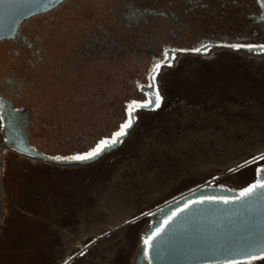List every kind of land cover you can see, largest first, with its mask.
<instances>
[{
  "label": "rangeland",
  "instance_id": "374dc122",
  "mask_svg": "<svg viewBox=\"0 0 264 264\" xmlns=\"http://www.w3.org/2000/svg\"><path fill=\"white\" fill-rule=\"evenodd\" d=\"M114 2L71 0L44 23L28 21L27 37L50 40V57L56 46L67 47L61 29L81 31L87 15L104 16L110 32L101 5ZM190 24L178 33H196ZM123 27L121 39L107 41L120 49L122 65L107 70L105 102L93 101L94 83H55L50 66L24 69L20 55L0 45V82L28 111L31 146L43 155L86 148L116 127L130 99L144 97L137 84L146 88L152 44L166 39L126 38ZM152 28L162 33L163 25ZM175 45L192 49L195 41L182 37ZM158 81L161 107L141 112L122 145L89 166L52 165L3 146L0 264H130L157 206L197 185L238 191L255 178V168L264 166V160L252 162L264 153V53L176 55Z\"/></svg>",
  "mask_w": 264,
  "mask_h": 264
},
{
  "label": "flooded vegetation",
  "instance_id": "af4514ba",
  "mask_svg": "<svg viewBox=\"0 0 264 264\" xmlns=\"http://www.w3.org/2000/svg\"><path fill=\"white\" fill-rule=\"evenodd\" d=\"M69 2L71 0H65L55 9L23 21L14 38L0 41V45L7 44L16 55H20L24 69L36 66L41 69L45 65L50 66L54 73L55 83L61 84L64 80L72 79L78 81L81 78L87 80L88 83H94V87L98 89H93V96L98 98H94L93 101L100 99L105 102L107 70L121 69V51L117 47H108L107 41L108 37L110 39L122 38L123 22L125 23L126 38L166 39L162 45L152 44V58L165 47L180 49L178 45H175V39H182V37L195 41L193 48H199L201 44L207 45V51L264 53L247 49L233 50L225 46L227 43L238 41L253 44L264 43V0H115L113 5L107 9H104V4L101 5L103 13L109 14L110 32L107 31V27L103 23L106 20L104 16L99 18L87 15L81 31L76 32L74 25L70 34L64 27L61 29L60 39H64L66 34L69 36L67 47L63 49L56 46L55 54L49 57L46 52L48 46H52L51 41L45 40L43 35H36L31 41L27 37L30 32L28 21L41 18V23H44L46 16L51 12L59 11L61 6ZM159 23L163 25L162 33L153 31L156 29L152 28L154 24ZM188 23H191V27L196 29V33L186 37L184 34L178 33L177 30L180 25ZM44 36L46 35L44 34ZM170 39L173 41L171 42ZM18 49L20 52H17ZM202 52L206 51L201 50L198 53ZM186 53L196 54L197 52L177 51L175 56ZM25 76L27 75L22 77L27 78ZM8 87L0 82V100L9 103L12 109L24 112L23 115L27 119L26 125L22 126V119L16 120L15 123L18 129L26 133L29 147L35 149L31 146L29 113L25 108H20L13 103L9 97L12 88ZM101 88H103L102 91ZM35 150L37 151V149ZM141 247L140 241L130 264H147L144 255H140Z\"/></svg>",
  "mask_w": 264,
  "mask_h": 264
},
{
  "label": "water",
  "instance_id": "95a60500",
  "mask_svg": "<svg viewBox=\"0 0 264 264\" xmlns=\"http://www.w3.org/2000/svg\"><path fill=\"white\" fill-rule=\"evenodd\" d=\"M64 1L60 0L59 4H53L46 9L45 0H0V41L13 39L23 21L47 13ZM145 91L147 88L143 87V91L140 90V93L144 96ZM0 103L4 104L5 115L7 116V110L12 108L11 105L3 100H0ZM23 114V111H18L15 122L22 119V126H25L27 119ZM133 129L134 127L130 132ZM3 138L4 145L9 150L52 165L85 167L100 159L83 163L57 162L47 159V156L39 151H33L29 147L26 133L18 129L16 123L14 129L5 128ZM17 138L22 141L18 146L14 143ZM121 145L122 143L104 155L116 151ZM237 192L225 186L197 185L190 188L165 201L150 212V223L142 236L159 226L164 217L176 207L182 206L185 200L201 196L231 197ZM262 211H264L262 206L256 201H253L251 206L215 202L197 205L168 226L167 232L160 242L159 253L157 254L155 250L152 251L153 264H213L214 261H222L225 258L240 259V253L247 250L249 235L255 234L258 237L261 234ZM140 252L142 255V247Z\"/></svg>",
  "mask_w": 264,
  "mask_h": 264
},
{
  "label": "snow or ice",
  "instance_id": "6c2138e0",
  "mask_svg": "<svg viewBox=\"0 0 264 264\" xmlns=\"http://www.w3.org/2000/svg\"><path fill=\"white\" fill-rule=\"evenodd\" d=\"M60 0H45V8L47 9L53 4H59ZM32 15V13H29ZM15 31V29H13ZM225 46L233 49H247L249 51L257 50L264 52V43L253 44L247 42H230ZM208 46L201 44L199 48L193 49H172L165 47L155 57H153L151 66L146 71V88L144 97L142 99H130L122 109V117L119 123L108 134H100L93 142L82 150H78L71 154H53L47 159L57 162H87L94 161L101 158L108 151L116 148L124 142L129 135L130 130L135 126V123L143 111H155L161 107L164 97L159 88L158 75L162 67H171L172 61L175 58L177 51H192L200 52L207 51ZM137 88L143 91V86L137 84ZM18 109L9 108L7 116L5 115V106L0 103V133H3L5 128H15V117ZM7 139V136L5 137ZM18 146L22 141L18 138L14 141ZM35 151V149H32ZM264 160V153L258 157H253L252 162ZM256 201L262 206L264 210V166H257L255 168V178L242 186L236 194L231 197H215V196H201L195 199L185 200L182 206L176 207L170 214L166 215L159 224L150 233L141 237L142 251L147 264H153L151 259L152 251L159 253L160 242L167 232L170 224L174 223L186 211L195 208L197 205H202L208 202L223 203V204H239L249 205ZM264 259V211H262V227L261 234L257 237L255 234H250L247 238V250L240 253V259L225 258L222 261H214L213 264H254L255 261Z\"/></svg>",
  "mask_w": 264,
  "mask_h": 264
},
{
  "label": "bare ground",
  "instance_id": "6f19581e",
  "mask_svg": "<svg viewBox=\"0 0 264 264\" xmlns=\"http://www.w3.org/2000/svg\"><path fill=\"white\" fill-rule=\"evenodd\" d=\"M4 144H5V141H4V138H3V133H0V150H3L4 149Z\"/></svg>",
  "mask_w": 264,
  "mask_h": 264
}]
</instances>
